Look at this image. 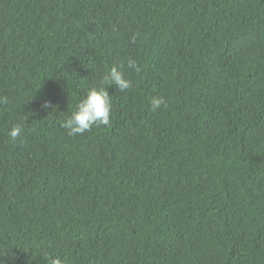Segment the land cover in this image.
<instances>
[{
  "label": "trees",
  "instance_id": "obj_1",
  "mask_svg": "<svg viewBox=\"0 0 264 264\" xmlns=\"http://www.w3.org/2000/svg\"><path fill=\"white\" fill-rule=\"evenodd\" d=\"M2 97L0 264H264V0H0Z\"/></svg>",
  "mask_w": 264,
  "mask_h": 264
},
{
  "label": "clouds",
  "instance_id": "obj_2",
  "mask_svg": "<svg viewBox=\"0 0 264 264\" xmlns=\"http://www.w3.org/2000/svg\"><path fill=\"white\" fill-rule=\"evenodd\" d=\"M124 65L120 67H112L105 74L100 86H93L88 89L86 96L81 99L72 110L71 115L62 123V127L68 130L69 136L82 135L90 131L92 127L106 125L110 126L112 113V100L108 91L110 85H115L120 92H125L132 87V81L126 77L123 71ZM127 68L140 72V66L136 60L129 58L127 60ZM7 97L0 98V104H7ZM166 101L162 97H152L150 100V108L152 111L159 110ZM50 101H45L44 107L48 108ZM24 128L22 124H13L8 136L12 142L21 139ZM49 264H66L65 260L60 257H51Z\"/></svg>",
  "mask_w": 264,
  "mask_h": 264
}]
</instances>
